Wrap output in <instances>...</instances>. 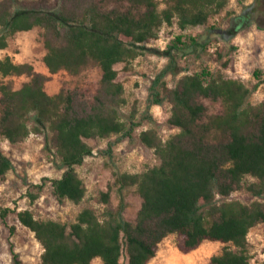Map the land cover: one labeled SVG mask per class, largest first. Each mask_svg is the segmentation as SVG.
<instances>
[{"label": "trees", "instance_id": "16d2710c", "mask_svg": "<svg viewBox=\"0 0 264 264\" xmlns=\"http://www.w3.org/2000/svg\"><path fill=\"white\" fill-rule=\"evenodd\" d=\"M115 1L113 7L105 0H64L39 8L0 0V50L16 34L39 28L50 74L78 75L90 63L102 74L89 111L81 115L74 93L50 95L45 89L48 77L32 64L0 58V137L19 144L43 129L53 133L65 169L61 178L52 180L53 192L59 200L80 204L87 188L76 167L93 155L87 140L130 136L134 130L121 116L127 99L116 66L130 65L145 51L169 59L153 82L152 104L168 101V122L180 133L164 140L153 129L143 131L140 139L154 150L160 165L118 176L121 189L136 187L142 199L134 222L124 218L123 205L111 207L110 191L102 194L106 207L101 212L85 208L71 224L37 219L28 209L17 214L19 222L42 246V264H92L97 258L103 264H122L124 252L127 264H149L172 234L181 237L183 252L205 241L225 244L212 264H253L249 234L264 223V202L220 199L240 190L264 198V103L250 104L252 91L244 82L208 68L169 87L165 77L177 72L176 53L201 45L196 38L177 36L162 52L147 46L176 19L181 30L208 25L227 9L229 0ZM14 76H28L29 81L15 89L5 81ZM200 98L220 101L223 111L207 115ZM12 169V160L0 149V177ZM14 260L22 264L18 254Z\"/></svg>", "mask_w": 264, "mask_h": 264}, {"label": "rangeland", "instance_id": "374dc122", "mask_svg": "<svg viewBox=\"0 0 264 264\" xmlns=\"http://www.w3.org/2000/svg\"><path fill=\"white\" fill-rule=\"evenodd\" d=\"M29 7L49 8L60 5L64 0H21ZM110 7L115 0H105ZM246 19V22L242 20ZM177 19L172 25L161 28L159 38L150 42L148 48L165 51L177 36L185 40L196 38L201 45L181 49L176 53L177 72L167 75L165 82L175 87L186 75L210 69L215 75L238 79L252 91L248 102L252 105L264 103V0H229L227 9L210 20L208 25L188 27L181 30ZM238 29L234 35V30ZM47 50L41 29L20 32L9 41L0 58L12 57L15 63L32 64L36 72L48 77L45 89L56 95L61 91L76 95V109L79 114L89 111L97 94L101 71L90 63L78 75L61 71L49 73L44 63ZM169 64V59L145 51L130 65L119 64L118 81L124 85L127 105L121 109V116L129 126L134 124L130 136L113 135L108 139L87 140L93 148V155L76 167L87 188L85 199L80 204L59 200L52 187V180L59 179L65 172L54 144V135L48 129L32 134L25 142L12 144L0 137V149L13 162V169L0 177V264H15L18 254L22 264H42L43 248L34 234L18 220L17 214L31 210L37 219L73 223L85 208L101 212L106 205L102 194L110 191V205L124 206V218L134 222L142 205L136 187L121 189L117 178L123 173H143L161 161L153 149L140 139L143 131L153 129L168 140L180 133V129L169 124L172 107L168 101L152 104L154 80ZM15 89L29 81L28 76L5 79ZM1 98V96H0ZM207 108V115L223 111L220 101L200 98ZM224 200H240L251 203L264 202V198L252 197L246 190L236 191ZM14 228V230H12ZM182 239L176 234L169 235L159 245L156 257L149 264H212V257L226 246L221 242L205 241L198 248L183 252L179 248ZM253 264L264 262V223L254 227L249 234ZM124 252L122 264H127ZM92 264H103L95 259Z\"/></svg>", "mask_w": 264, "mask_h": 264}]
</instances>
